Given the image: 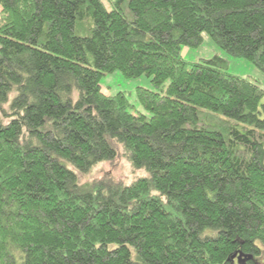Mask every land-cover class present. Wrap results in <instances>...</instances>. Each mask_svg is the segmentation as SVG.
I'll return each mask as SVG.
<instances>
[{
	"label": "trees",
	"instance_id": "16d2710c",
	"mask_svg": "<svg viewBox=\"0 0 264 264\" xmlns=\"http://www.w3.org/2000/svg\"><path fill=\"white\" fill-rule=\"evenodd\" d=\"M111 5L0 0V264H260L264 90L182 48L264 73V0ZM120 152L145 176L80 183Z\"/></svg>",
	"mask_w": 264,
	"mask_h": 264
},
{
	"label": "rangeland",
	"instance_id": "374dc122",
	"mask_svg": "<svg viewBox=\"0 0 264 264\" xmlns=\"http://www.w3.org/2000/svg\"><path fill=\"white\" fill-rule=\"evenodd\" d=\"M112 0H102L106 8L111 10ZM114 1V0H113ZM1 17V13H0ZM204 43L198 49L182 48V56L189 62H199L203 59H210L216 55L225 58L229 62L228 71L232 75H236L252 82H257L264 90V73L257 69L249 61L237 59L225 51L218 48L208 35L204 36ZM103 92L108 96H114L118 93H124L129 103L131 104V111L134 113H141L150 116L149 113L138 103L136 98V90L138 88H145L153 90L151 80L145 76L137 79H127L121 73L115 72L105 76L101 81ZM168 86V83L166 84ZM144 171L134 170L132 165L126 157L120 152L118 158L114 162L101 163L96 165L89 174L79 175L81 184L93 183L100 180H114L122 182L125 185L131 184L136 178L145 176ZM260 264H264V248L263 255L259 259Z\"/></svg>",
	"mask_w": 264,
	"mask_h": 264
}]
</instances>
